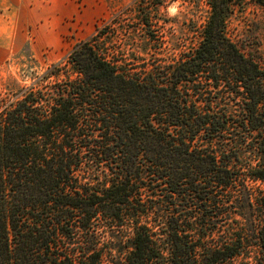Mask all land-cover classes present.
I'll return each instance as SVG.
<instances>
[{"label":"trees","instance_id":"16d2710c","mask_svg":"<svg viewBox=\"0 0 264 264\" xmlns=\"http://www.w3.org/2000/svg\"><path fill=\"white\" fill-rule=\"evenodd\" d=\"M243 1L207 0L198 45L165 61L152 10L170 0H136L46 88L0 94V264H264V65L227 31ZM249 140L242 176L230 152ZM230 205L247 222L221 238Z\"/></svg>","mask_w":264,"mask_h":264},{"label":"rangeland","instance_id":"374dc122","mask_svg":"<svg viewBox=\"0 0 264 264\" xmlns=\"http://www.w3.org/2000/svg\"><path fill=\"white\" fill-rule=\"evenodd\" d=\"M12 1H9L12 5H0V94L5 104L16 100L25 88H46L42 80L48 70L56 71V64L62 61L75 44L89 38L98 25L114 23L118 13L129 7L134 8L136 0ZM152 11L154 18L162 21V26L156 27L158 40L152 41V46L156 43L162 58L170 61L198 45L201 30L209 15V6L207 0H170L169 4L161 5ZM129 18L127 22L132 24L134 17L130 15ZM227 31L230 38L249 56L264 65L263 5L256 0H244L243 6H237L233 10ZM136 36L139 44L150 48L151 44L143 34ZM150 52L154 53L153 49ZM230 154L233 156L234 166L242 176L249 168L256 166L260 159L251 140L244 148L239 151L232 150ZM250 184L262 186L259 181ZM236 194L228 193L226 197L231 198ZM229 208L231 212L218 223L221 238L230 232L236 234L247 222L244 216L236 211H246V206L237 209L230 205ZM246 212L248 215V211ZM101 227V223L97 225V228ZM119 234L121 241H115L112 245L118 247L121 244L126 247L131 244L130 229ZM113 238L117 240L116 237ZM100 242L106 244L102 234ZM250 243L249 254L252 260L259 250L255 235L251 236ZM239 262L238 260V264Z\"/></svg>","mask_w":264,"mask_h":264},{"label":"crops","instance_id":"0c3cea01","mask_svg":"<svg viewBox=\"0 0 264 264\" xmlns=\"http://www.w3.org/2000/svg\"><path fill=\"white\" fill-rule=\"evenodd\" d=\"M10 0H0V5H2V4H4V5H7V4H11L12 5V3L11 2H9ZM13 3H16V0H13L12 1ZM21 2V1H20Z\"/></svg>","mask_w":264,"mask_h":264}]
</instances>
